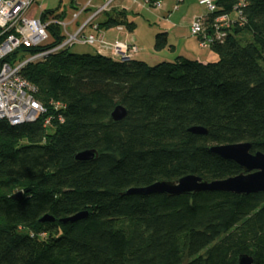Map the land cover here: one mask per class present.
Here are the masks:
<instances>
[{"label": "trees", "instance_id": "trees-1", "mask_svg": "<svg viewBox=\"0 0 264 264\" xmlns=\"http://www.w3.org/2000/svg\"><path fill=\"white\" fill-rule=\"evenodd\" d=\"M213 1L216 10L202 15L207 35L218 17L231 22L208 44L216 62L176 57L149 66L65 48L21 70L44 112L33 123L0 121V264H237L240 255L264 264V193L125 195L186 176L240 174L214 146L249 143L264 154V0ZM103 15L98 28H135L124 10ZM48 34L47 44L4 61L64 39L56 25ZM153 46L167 47L166 33ZM117 106L127 111L119 122L110 118ZM86 150L95 160L76 162ZM79 213L85 218L60 223Z\"/></svg>", "mask_w": 264, "mask_h": 264}, {"label": "built area", "instance_id": "built-area-1", "mask_svg": "<svg viewBox=\"0 0 264 264\" xmlns=\"http://www.w3.org/2000/svg\"><path fill=\"white\" fill-rule=\"evenodd\" d=\"M36 1L0 0V30L2 34H5V38L0 44V121H6L10 125L33 123L44 112L41 104L34 98L36 88L20 75L21 70L27 64L75 44L88 46L98 44L100 50L104 51L101 54H107L106 56L121 61L131 59L139 51L134 44L118 41L108 44L94 33L85 34L86 28H90L93 32L98 30L97 18L113 10L117 0H104L97 6L93 5L94 0H88L84 6L72 14V21L69 23L52 18L42 20L40 17H29L28 13ZM122 1L135 4L137 0ZM198 3L207 9V13H213L216 10L213 0H199ZM153 6L159 9L161 3L156 2ZM88 11L90 12L87 14L86 20L77 25L73 31H69L70 25L75 23L81 14ZM203 21L202 15L194 17L190 26V34L198 39L202 48H207L214 38L218 39L223 36L221 30L228 28L231 23L227 16H220L214 21V34L207 35ZM51 25H56L61 29L64 36L61 43L48 51L27 55L14 63L4 61L19 49H34L47 44L50 41L48 27ZM57 107L58 105L55 108ZM47 123L48 121L45 122V124Z\"/></svg>", "mask_w": 264, "mask_h": 264}, {"label": "rangeland", "instance_id": "rangeland-1", "mask_svg": "<svg viewBox=\"0 0 264 264\" xmlns=\"http://www.w3.org/2000/svg\"><path fill=\"white\" fill-rule=\"evenodd\" d=\"M88 0H37L28 13L29 17L39 18L43 11H57L64 14V21L67 22L76 12V8L82 7ZM121 0H117L114 5H118ZM199 0H189L180 3L177 0H162L161 7L155 8L148 5L144 0H137L135 4L129 1L123 2L129 13V21L135 23V35L139 42L144 45L145 50L139 52L135 58L139 61L154 66L162 61L172 62L180 53L187 59H194L195 53L210 55L205 58L207 62L218 61V56L210 49L202 48L196 37L190 34V26L194 17L206 14L208 11L205 7L199 5ZM131 4V7H128ZM125 11V10H124ZM86 15L80 17V21ZM99 18H97L98 20ZM124 29V27H122ZM99 30V28H98ZM171 30L168 38V46L161 51L154 50V40L157 34ZM111 31L110 34H113ZM95 34V33H94ZM169 45L176 47V52L169 49ZM94 46L75 44L69 47L72 54H93ZM25 144V141L22 142Z\"/></svg>", "mask_w": 264, "mask_h": 264}, {"label": "water", "instance_id": "water-1", "mask_svg": "<svg viewBox=\"0 0 264 264\" xmlns=\"http://www.w3.org/2000/svg\"><path fill=\"white\" fill-rule=\"evenodd\" d=\"M127 111L117 106L112 111L110 118L119 122L126 117ZM192 134L205 135L206 130L201 127H193L188 130ZM210 152L222 159L234 162L241 170L237 176L224 180L207 182L196 176H186L177 181H159L144 188L129 189L125 195H165L169 198L183 195H191L202 192L231 193L247 196L250 194L264 193V154L251 152V144L238 143L231 145L214 146ZM97 157L96 151L86 150L74 156L79 163L92 162ZM21 198V194L17 195ZM85 213H79L67 219L60 220V223H73L85 218ZM53 221L52 218L44 217L40 222ZM237 264H253L252 258L248 255H240Z\"/></svg>", "mask_w": 264, "mask_h": 264}, {"label": "crops", "instance_id": "crops-1", "mask_svg": "<svg viewBox=\"0 0 264 264\" xmlns=\"http://www.w3.org/2000/svg\"><path fill=\"white\" fill-rule=\"evenodd\" d=\"M189 0H179L178 2L180 3H183V2H188ZM87 2V1H86ZM104 2V0H94L93 1V5L94 6H97V5H100ZM123 2H126V4L128 5V1H120L118 5H114L113 6V9H117V10H125L126 12H128L123 4ZM84 6V5H83ZM128 7H131V4L128 6ZM79 8H76V10H78ZM90 11L86 12V13H83L81 14L78 19L76 20L75 23L71 24L70 25V28H69V31H73L77 25H80L82 24L85 20H86V17H87V14L89 13ZM83 15H86L85 18L80 21V17L83 16ZM104 19V15L100 16L98 20H96V23L98 24L99 22L103 21ZM72 21V18L67 21L68 23ZM123 27V26H122ZM122 27L120 26H117V27H114V28H108V29H104V28H99V30L93 32L90 28H86L85 29V34H88V33H95L100 39H102L105 43H108V44H112L114 43L115 41H118V42H126V43H129V44H134L135 46H137L138 48V53L135 54L133 57L134 59H136L135 57L137 55H139V52H142L145 50V47L143 44H141L139 42V39L138 37L135 35V30H133L132 32L126 30L125 28L123 29ZM111 31H114L113 34H110ZM171 32V30L168 31H165L163 33H166V38H167V46H168V38H169V33ZM155 41V40H154ZM96 45V44H95ZM169 49L173 52H176V47L173 46V45H169ZM94 53H104V51L100 50V47L99 45L97 44V48L94 49ZM107 55V54H106ZM195 58L194 59H191V60H197L199 62H202V63H206L207 61H205V58L206 57H209L210 55H205V54H200V53H195ZM177 57H183L180 53H177ZM185 58V57H183Z\"/></svg>", "mask_w": 264, "mask_h": 264}]
</instances>
